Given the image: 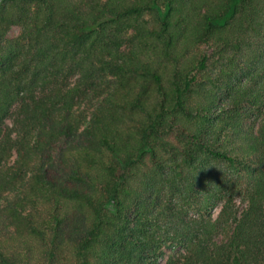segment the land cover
<instances>
[{
    "label": "trees",
    "instance_id": "1",
    "mask_svg": "<svg viewBox=\"0 0 264 264\" xmlns=\"http://www.w3.org/2000/svg\"><path fill=\"white\" fill-rule=\"evenodd\" d=\"M246 104L264 0H0V264H264Z\"/></svg>",
    "mask_w": 264,
    "mask_h": 264
},
{
    "label": "rangeland",
    "instance_id": "2",
    "mask_svg": "<svg viewBox=\"0 0 264 264\" xmlns=\"http://www.w3.org/2000/svg\"><path fill=\"white\" fill-rule=\"evenodd\" d=\"M20 28L18 26H13L11 27V29L9 30V32L7 33V37H15L19 34ZM201 51L203 53L206 54H210L211 53V47L209 45H203L200 47ZM222 65L220 64V66H218L216 69L214 68L213 71H211L212 75H215L216 73H218L219 68ZM200 79V78H199ZM218 99L216 101V109H220L221 107L227 106L229 104V99L230 96L226 93V92H218ZM243 110L246 111L247 114V118L244 121V125H253L254 129L257 130L259 128L261 119H262V113L264 112V104H262L261 107H256L254 105L251 104H246L243 107ZM6 123L11 124V120H7ZM15 158V154L12 156L13 160ZM232 212L236 213L237 218H239V216L242 213V210L245 209L247 207V202L246 200L244 201L243 199V195L239 194L236 195L234 197V200L232 201ZM223 206V202H219L214 208H213V216H217V214L219 213V211L221 210V207ZM229 225H231L229 223ZM174 250L173 247L171 246H165L163 247L162 250V256L159 259L157 264H165V260L167 258V256Z\"/></svg>",
    "mask_w": 264,
    "mask_h": 264
}]
</instances>
